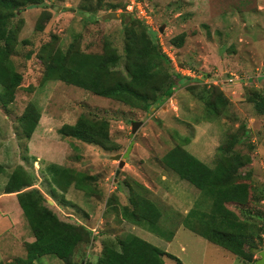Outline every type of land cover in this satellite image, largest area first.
<instances>
[{"label":"rangeland","instance_id":"1","mask_svg":"<svg viewBox=\"0 0 264 264\" xmlns=\"http://www.w3.org/2000/svg\"><path fill=\"white\" fill-rule=\"evenodd\" d=\"M103 1L108 7L92 16L79 11L81 0H43L41 5L23 6L11 18L16 41L10 59L22 79L13 101L6 105L0 101V262L17 264L26 256L24 243L33 239L15 193L3 191L10 174L21 167L32 177L26 189H38L45 205L60 219L85 226L94 236L77 247L81 253L73 257V264H85L86 259L94 264L104 238L128 233L167 252L162 255L164 264H255L258 252L264 250V199L252 207L260 212L250 217L259 235L254 237L256 252L246 261L182 225L201 194L161 158L174 145H181L213 166L218 145L230 134H238L241 140L233 149L244 158L239 172L248 177L251 188L258 191L264 186V113H258L250 100L255 94L264 96V0ZM131 18L142 20L156 35L168 58V63L162 62L163 72L175 79L174 69L183 78L174 81L177 87L163 104L149 110L134 108L62 81L41 83L43 65L38 54L45 44L65 51L78 36L81 49L101 52L108 38L123 55V23ZM180 35L183 44L175 47L171 38ZM192 85L195 90L205 86L222 93L226 102L217 101L216 116L189 91ZM29 103L40 118L26 139L19 116ZM80 114L107 122L113 148L58 133L61 125L73 124ZM134 121L141 123L131 137ZM130 141L129 153L122 157ZM117 154L120 159L114 158ZM119 160L124 161L120 167ZM49 163L82 174L84 189L71 185L64 193L56 189L51 194ZM134 192L145 194L159 207L157 226L164 235L121 216L122 206L130 208L129 196ZM227 206L241 213L234 204ZM35 264L66 261L43 255Z\"/></svg>","mask_w":264,"mask_h":264},{"label":"trees","instance_id":"2","mask_svg":"<svg viewBox=\"0 0 264 264\" xmlns=\"http://www.w3.org/2000/svg\"><path fill=\"white\" fill-rule=\"evenodd\" d=\"M41 4H44L43 0H0V88L3 91L0 92V101L3 105L13 101L15 90L22 79L10 59L16 41V32L10 27L11 18L23 6ZM104 6L108 7V4L103 0H81L79 11L92 16ZM112 6L111 4L110 7ZM123 25V55L118 53L108 38H105L101 52H86L81 49L78 36L75 37L77 43L71 42L65 51L54 47L50 42L45 44L38 54L43 65L41 83L49 80L62 81L134 108L149 110L153 105L163 104L177 87L178 82L174 81L183 78L174 69L172 72L175 79L163 72L162 62L168 63V58L161 50L154 32L142 20L131 18L130 22ZM171 43L180 47L183 36L172 37ZM120 62L121 67L118 66ZM187 88L194 96L203 100L211 115L216 116L218 113L217 101L220 104L226 102L222 93L214 87L207 89L203 86L195 90L192 85ZM250 100L255 110L263 114L264 96L255 94ZM39 118L40 114L35 106L27 104L19 116L26 139L31 137ZM58 133L105 149L113 148L107 122L92 120L85 114H80L73 124L61 125ZM243 133L247 134V131L243 130ZM240 140L238 134H230L224 143L218 145L213 166L207 165L181 145H174L161 159L180 179L198 188L201 194L187 211L182 225L236 256L251 261L252 251L256 246L254 237L259 232L257 223L250 217L254 213L260 214L259 211H253L252 207L264 199V186L258 191L254 186L251 188L246 181L248 177L239 172L244 158L233 146ZM2 170L0 164V172ZM46 170L52 185L51 194L54 195L56 189L64 193L71 185L84 189L82 174H78L76 170L56 163L47 164ZM31 185L32 177L18 167L10 174L3 187L5 193H15L33 237L31 241L24 243L26 256L24 259H17V264H35V260L43 255H52L65 260L66 264H73V257L80 256L81 253L77 251V247L95 239L94 236L85 226L60 219L45 205L44 196L38 189L25 188ZM129 200L130 208L122 206L121 216L164 235L157 226L161 217L159 207L141 193H132ZM228 204L241 209V215L230 209ZM102 244L94 264H164L162 255L167 253L133 233L123 237H106ZM166 255L175 258L172 254ZM85 264H89L87 259Z\"/></svg>","mask_w":264,"mask_h":264},{"label":"water","instance_id":"3","mask_svg":"<svg viewBox=\"0 0 264 264\" xmlns=\"http://www.w3.org/2000/svg\"><path fill=\"white\" fill-rule=\"evenodd\" d=\"M140 123L141 122H139V121L132 122L131 137L134 136L136 128L140 125ZM131 146H132V141H130V143L127 146L126 151H125V153L123 154L122 157H125V156L128 155ZM120 157H121L120 154H117V155L114 156L115 159H120ZM119 161L120 162H119L118 166L120 167V166L123 165L124 161L123 160H119ZM118 172H119V169L116 170V174ZM253 251L256 252V249H254ZM258 253H259L260 258L255 261V264H264V250H261Z\"/></svg>","mask_w":264,"mask_h":264},{"label":"built area","instance_id":"4","mask_svg":"<svg viewBox=\"0 0 264 264\" xmlns=\"http://www.w3.org/2000/svg\"><path fill=\"white\" fill-rule=\"evenodd\" d=\"M133 2H134V0H131V4H132ZM128 6H129V7H133V6L130 5V4H128L127 7H128ZM129 7H128V8H129ZM131 9H132V8H131ZM131 9H130V10H131Z\"/></svg>","mask_w":264,"mask_h":264}]
</instances>
